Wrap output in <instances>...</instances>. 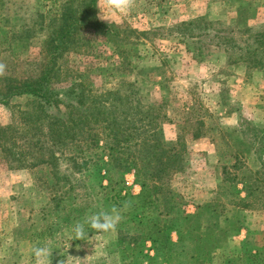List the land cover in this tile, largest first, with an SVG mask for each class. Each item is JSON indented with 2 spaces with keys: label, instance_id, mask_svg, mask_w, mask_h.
<instances>
[{
  "label": "rangeland",
  "instance_id": "obj_1",
  "mask_svg": "<svg viewBox=\"0 0 264 264\" xmlns=\"http://www.w3.org/2000/svg\"><path fill=\"white\" fill-rule=\"evenodd\" d=\"M46 2L7 0L4 14L20 18L16 24L31 26L36 12L45 10ZM93 3L94 18L108 25L110 34L97 36L88 29L90 52L65 55L62 69L66 76L56 89L68 88L77 81L94 95L116 90L123 95L133 85L147 107L146 114L155 110L157 118L168 119L161 130L164 142L169 145L181 136L187 145L184 168L172 174L169 181L171 215L193 216L198 207L215 201L218 217L202 220L203 228L205 222H213L210 233L215 237L202 244L211 251L206 264H264V189L246 198L237 181L246 179L252 191L255 186L264 187V37L259 42L250 39L264 31V0H136L129 13L119 19L104 16L103 20L97 0ZM222 36L234 39L238 45L248 44L250 49L217 47V43H224L219 39ZM44 40L45 35L38 33L24 50L0 48V64L6 66L3 75L33 77L45 63L41 55ZM31 99L16 97L10 107L0 105V125H20L18 113ZM191 121L203 124L204 138L192 139L186 128ZM64 152L58 155L57 166L67 172ZM237 156L240 162L234 170ZM134 174L131 169L124 175L123 193L137 197L140 186ZM235 174L238 193L230 183ZM46 175L43 169L8 170L0 162V264H33L32 247L45 242L53 250L51 264H60L67 256L83 260L91 255V260L85 258L81 264H130L131 260L120 257L116 248L118 228L104 239L89 233L87 240L77 243L69 241L73 223L52 236L39 234L45 225L38 213L49 200L50 190L43 183ZM86 177L75 174L72 179L74 187H80L77 194H81V200L89 193L81 187L89 182ZM224 179L228 181L222 182ZM101 183L107 185L106 180ZM89 186L94 205L82 210L80 220L86 214L112 207L104 202L94 180ZM238 219L239 233L234 234ZM171 239L176 242L175 232ZM151 248L147 241L143 253L153 256ZM180 252L177 259L185 263L188 257L183 252L193 250L184 245ZM256 253L254 260L251 256Z\"/></svg>",
  "mask_w": 264,
  "mask_h": 264
},
{
  "label": "trees",
  "instance_id": "obj_2",
  "mask_svg": "<svg viewBox=\"0 0 264 264\" xmlns=\"http://www.w3.org/2000/svg\"><path fill=\"white\" fill-rule=\"evenodd\" d=\"M93 1L47 0L45 10L36 12L35 21L28 26L14 23L20 22L16 15L4 14L7 0H0L1 50H24L38 33L45 35L41 51L45 63L38 67L33 77L0 75L1 106L10 107L11 100L16 97L32 98L26 109L18 113L20 125H0V162L8 170L47 171L43 183L50 191L48 203L38 213L45 225L39 231L40 235L52 236L80 220L82 210L94 205L89 186L94 180L104 202L111 206L129 204L117 226L116 248L120 257L131 260L132 264H206L211 251L202 244L215 237L210 233L213 222H205L203 228L202 220L203 217H218L213 206L215 201L198 207L193 216L175 218L171 215L169 181L172 174L183 170L187 145L181 136L169 145L164 142L161 130L168 119L165 116H162L163 120L160 116L157 118L155 110L146 114L147 107L133 85H129L123 95L118 90L94 95L77 81L68 88L56 89L66 76L62 69L65 55L90 52L92 41L88 29L97 36L110 34L108 25L94 18ZM262 37L264 31L250 39L259 42ZM219 39L224 43H217V47L231 45L242 51L250 49L248 44L238 45L230 37ZM186 128L192 133L193 140L205 137L203 124L199 121L187 122ZM62 148H66L68 157L67 172L60 171L57 166L58 155L65 153ZM234 158L237 161L233 168L237 170L240 161L238 156ZM131 169L135 170V181L140 186L137 197L123 193L126 190L124 175ZM101 171L105 172L104 176L100 175ZM75 174H87L89 182H84L81 187L88 189L91 195L85 193L83 200L81 194H77L80 187H74L72 183ZM236 177L235 174L230 181L232 188L236 190L237 181H240L246 198L262 193L264 187L255 186L252 191L246 179L234 181ZM103 180L107 181L106 186L102 185ZM79 183L77 181V185ZM240 202L246 204L244 200ZM152 212L155 216H151ZM237 222V228L233 227L234 234L239 233L241 222L239 219ZM172 232L177 235L176 242L171 239ZM147 241L151 243L153 256L143 253ZM184 245L193 252H183L188 261L182 263L177 257L182 254L178 251ZM257 256L256 253L251 257L256 260Z\"/></svg>",
  "mask_w": 264,
  "mask_h": 264
},
{
  "label": "clouds",
  "instance_id": "obj_3",
  "mask_svg": "<svg viewBox=\"0 0 264 264\" xmlns=\"http://www.w3.org/2000/svg\"><path fill=\"white\" fill-rule=\"evenodd\" d=\"M136 0H97V8L100 13V19L104 16L119 19L120 16L129 13L135 6ZM6 66L0 64V75L5 72ZM129 207L128 202L122 206H112L109 209H101L97 212L86 214L82 220H77L70 226L69 241L87 240L89 233H94L99 239H104L107 235L114 233L120 221L122 213ZM69 247V243H68ZM67 247V249H68ZM53 250L49 242L38 244L32 247L31 256L33 264H51L50 256ZM91 260V256H87ZM78 258L67 256V259L60 264H81Z\"/></svg>",
  "mask_w": 264,
  "mask_h": 264
}]
</instances>
